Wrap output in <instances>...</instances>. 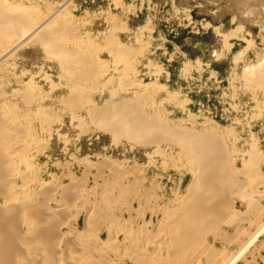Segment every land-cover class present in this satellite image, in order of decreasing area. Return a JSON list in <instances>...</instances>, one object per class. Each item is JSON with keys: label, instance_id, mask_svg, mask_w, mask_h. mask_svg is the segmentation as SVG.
<instances>
[{"label": "rangeland", "instance_id": "1", "mask_svg": "<svg viewBox=\"0 0 264 264\" xmlns=\"http://www.w3.org/2000/svg\"><path fill=\"white\" fill-rule=\"evenodd\" d=\"M2 2H6V9L9 4V7L13 8L15 5L14 8L21 9L23 13L31 9L33 14L36 12L35 15L30 13L33 17L45 19L43 15L57 13L59 17L56 21H67L73 26L70 29L74 31L68 33L70 37L77 35L82 43L86 41L84 44L88 47H84L91 51L90 56L95 63L100 67L104 65L102 70L105 73L102 71L98 84L88 83L83 86L84 94L88 95L83 100L84 105L81 104L83 109L107 106L112 98L109 94L117 89L120 95H129L130 99L132 97L140 102L151 115H156L166 127L169 126V129L209 132L220 137L229 153V167L235 174L242 171L244 173L247 169L250 171L251 167V173H258V178L261 177L251 181L247 177L248 170L246 175L242 173L244 188L241 187L240 192L247 191V203L243 200L241 202V195L230 196L232 199H229V203H232L228 206V212L232 211L234 217L239 218L236 219V226H239L237 231L242 233L241 231L246 230L243 231L246 234L242 235L248 238L264 224V91L262 88L260 91L256 89V85L255 88L249 86L248 80L243 76L248 67H256L264 62L263 57H260L262 53L259 54L264 48V14L262 16L261 13L264 0H0ZM27 11L25 13L29 12ZM121 50L125 54L122 62L119 59ZM44 51L29 43L18 50L9 64L2 63L0 66V117L6 113V117H15L13 119H16V126L32 130L30 134L37 141L31 144L30 138L26 140V144L30 146L29 161L25 167L16 166V169L26 173L28 192L34 197L39 195V200L44 199L41 193H51L54 196L46 197H51V205L54 206L58 205L62 195L57 188L75 186L102 196V190L105 189V192L109 190V186H117L123 179V185L125 183L127 187L129 184L128 188L132 193L136 192V185L142 183L145 187L156 185V193L161 197L165 196L164 200L185 194L192 178L189 171L178 161L154 155V150L157 149L158 152L161 149L160 153L163 150L168 154H175L179 150L177 145L166 143L154 149V146L146 147L143 143L123 136L116 139L119 134L111 136L112 133L107 129L109 127L105 132V127L101 128L103 125L90 124L87 114L81 108L82 111H75L76 115L71 113L66 109L67 104L63 103L64 100L68 101L66 98L74 95L70 90L69 80L61 74L58 61L55 58L47 60ZM114 62L115 65H112ZM259 66L264 67L263 64ZM28 87L31 91L36 90V105L51 113V116H47L49 122L47 117L45 119L48 126L39 121L36 115L38 107L30 111V117L22 107L21 96L22 93L24 96L25 91H30ZM27 119L32 122L26 121ZM241 173L237 176H241ZM250 181L257 184V187ZM254 181L258 183H253ZM132 183L135 184L134 188ZM253 190L259 194L251 193ZM132 193L128 202H133L131 206L136 208V198L133 197L135 194ZM71 209L66 226L71 231L64 229L65 226L62 231L74 232V236L86 229L88 211L82 208L78 214V210ZM101 209L104 212L105 206ZM120 209L117 210V216L124 217L127 221L129 215L125 207ZM223 229L229 236L233 235L232 228L223 226ZM242 235L225 244L228 255L236 252L241 242H245L246 238ZM102 237L106 239L105 234ZM236 238L238 239L235 240ZM263 244L264 234L237 264H264Z\"/></svg>", "mask_w": 264, "mask_h": 264}, {"label": "bare ground", "instance_id": "2", "mask_svg": "<svg viewBox=\"0 0 264 264\" xmlns=\"http://www.w3.org/2000/svg\"><path fill=\"white\" fill-rule=\"evenodd\" d=\"M5 3H0V66L2 63L9 64L18 50L29 43L43 48L45 50L44 53L47 55V60L48 58H55L54 60L58 61V67L62 71L61 74L63 73L68 78L70 90L74 93L72 97H68L69 99L66 98L68 103L64 100L63 103L67 104L66 106L68 107L66 109L72 111L71 113L83 110L82 112H85V115L87 114L86 116L90 124L103 125L101 128L105 127V132L109 130L108 132L112 133L111 136L119 134L116 139L119 136L120 138L123 136V138L128 140H135L140 142V144L143 143V146H154V149L166 143L177 145L179 150L175 154H168L163 150L160 153L161 149L159 152L158 149H153L154 155L159 154L164 159L169 158L174 162L178 161L183 168L189 171L192 178L186 188L185 194H178L173 199L167 200H164L165 196L161 197L156 193V185L151 184L149 187H145L141 185L142 183H139L135 187L137 182L135 184L133 182V188L135 187L134 189L138 193L135 191H133L135 193H132L129 189V184L127 187H125V183L123 185V179H120L122 183L118 182L117 186H109V190L105 192V189L102 190L103 194H100L102 196L97 194L100 198H97L94 192L80 190L75 188V186L71 188L72 186L70 185L71 187L57 188V190L61 191L62 195L58 205L52 206L51 197L47 198L46 196L54 195L48 192L49 195H46L45 192V194L41 193L40 195H44L43 200H39V195H37L38 197L36 195L35 197L32 196L31 192L29 193L27 189L26 173L21 172L22 170L20 171V169H16V166H26L27 161H29L30 150L28 149L30 146L26 144V140L30 138L31 144H34L37 142L36 137L30 134L32 130L28 129L30 132H27L28 130L20 128L21 126L17 127L16 119H13L15 117L12 114V118L6 117V114H8L6 113L3 117H0V264H237L264 234V224L260 225L255 233L248 238L242 235L243 231L246 232V230L241 231L242 233L237 231L239 226H236V224L239 218L237 217L238 220L236 221L237 218L234 217L233 212L231 211L233 215L231 212H228V206L232 203L231 200L229 203V199L231 198L230 196L234 197L236 195L235 197H238L241 195V202L242 200L246 202L247 191L245 190L246 192L244 191V193L240 191L243 182L241 177L243 174L246 175L248 169L244 173L242 171L243 174L238 172L241 173L239 177L237 176V172V174L233 172L230 168L231 166L229 167V153L223 140L209 132L184 131L178 128L171 129V127L169 129L167 128L169 126L166 127L164 123L159 121L156 115H151V112L147 108L145 109L140 102L132 99V97L130 99L129 95L128 97L120 95L117 89H115L116 91H112V93L110 92L111 94L109 95L112 98L108 102V105L105 103L107 106L103 107V105V108L92 107L88 110L83 109L81 104H83V100L88 96L84 94L83 89L85 88L83 86L88 83L92 85L98 84V78L102 76L104 65L100 67L99 64L95 63L90 56L91 51L89 52L86 49L88 47L84 44L86 41L82 43V41L78 40L77 35H72L73 33H71L73 37H70L68 33L74 31L71 30L73 26L67 21H56L59 17L57 13L47 14V16L45 14L43 15L45 19L38 16L33 17L32 15H35L36 12L33 14L31 9L30 11L28 10L29 12L26 9H22L28 12L25 13L26 11H24L23 13L21 9L14 8L15 5H12L13 8L9 7L11 4L6 9ZM263 6L261 9H263ZM261 13L263 16L264 9ZM244 16L246 15L244 14ZM262 16L261 18L263 19ZM97 50L95 49V51ZM122 50L119 51L122 54L119 53L121 56L118 54L121 57H118L119 59H122V56L125 55L124 50ZM260 53H264V48ZM262 54L260 57H263V62L264 54L263 56ZM123 59L120 62L124 61ZM129 63L132 64L131 62ZM260 64L264 66V62ZM112 65H115V62ZM259 65L248 67L243 72L245 74H241L245 77V80H248L249 86L254 87L256 85V89L260 91L262 88L264 91V67L261 66L260 68ZM125 73L127 74V72ZM33 90L29 92L25 91L24 96L23 93L21 96L23 99L21 101L22 107L27 111L29 117L32 113L30 111L39 106L35 103L36 95L34 92L36 90ZM16 98L18 100V97L14 99ZM36 111L39 121L44 126H48L46 120L49 122L47 116L51 113L49 114L48 111L39 107ZM80 120L82 121V119ZM155 151L158 153H155ZM249 168L250 171L248 170V173L251 175H247L248 179L249 177L252 179L251 181L253 179H261V177L258 178V173L254 172L256 175H253V170H251V167ZM245 175L243 176L244 178ZM251 176L257 178H251ZM125 177L127 176L125 175ZM34 179L36 180V178ZM261 181L259 180L258 182L263 184L264 182L262 183ZM249 190H252V188ZM254 190L251 193L255 192ZM130 193L135 194L133 197L136 198L134 200L137 202L136 208L131 206L133 202H128ZM250 194H248L249 197ZM250 198L249 200L253 201ZM255 200L257 201L258 198ZM100 206L101 208L105 206L104 212L99 208ZM123 207H125L129 215L127 221L124 217L117 216V210ZM249 207L248 209H250ZM71 208L78 210V214L79 210L82 211V208L88 211L86 229L83 230L84 232L74 236V232H70L72 234L70 235V233L62 231L64 226V229H69L66 226L68 224L67 221H69L67 218L70 210H72ZM241 218L244 217L242 216ZM223 226L224 228H232L233 235L229 236L226 231L224 232ZM70 229L68 232L71 231ZM102 234L106 235L105 240ZM241 235L246 238L245 242H241L240 239V248L232 255H228V250L224 247L225 244L235 237L240 238Z\"/></svg>", "mask_w": 264, "mask_h": 264}]
</instances>
